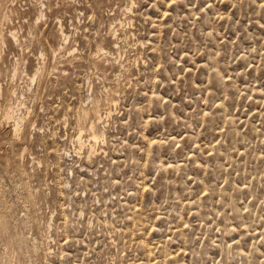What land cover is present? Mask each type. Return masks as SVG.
Returning <instances> with one entry per match:
<instances>
[{"label":"rangeland","instance_id":"374dc122","mask_svg":"<svg viewBox=\"0 0 264 264\" xmlns=\"http://www.w3.org/2000/svg\"><path fill=\"white\" fill-rule=\"evenodd\" d=\"M0 21V264H264V0Z\"/></svg>","mask_w":264,"mask_h":264},{"label":"bare ground","instance_id":"6f19581e","mask_svg":"<svg viewBox=\"0 0 264 264\" xmlns=\"http://www.w3.org/2000/svg\"><path fill=\"white\" fill-rule=\"evenodd\" d=\"M1 39H3V38H1ZM13 40H15V39H13ZM100 106H102L101 102L96 101V103H94V106L92 107V109H83V110H81L80 115H79L80 124L82 125L81 131H85V128H87V130L89 129V131L91 132L90 137H92L91 140H94V141L98 140L100 137L103 138V136H104L103 133H100L101 131L99 132V130H97V122L100 120V117H101L100 116V110H101ZM10 118H13V116H10ZM79 137L81 138V136H79Z\"/></svg>","mask_w":264,"mask_h":264}]
</instances>
